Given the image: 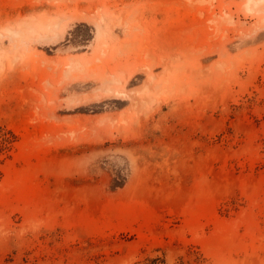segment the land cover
I'll list each match as a JSON object with an SVG mask.
<instances>
[{
  "label": "rangeland",
  "instance_id": "rangeland-1",
  "mask_svg": "<svg viewBox=\"0 0 264 264\" xmlns=\"http://www.w3.org/2000/svg\"><path fill=\"white\" fill-rule=\"evenodd\" d=\"M0 264H264V0H0Z\"/></svg>",
  "mask_w": 264,
  "mask_h": 264
},
{
  "label": "bare ground",
  "instance_id": "bare-ground-1",
  "mask_svg": "<svg viewBox=\"0 0 264 264\" xmlns=\"http://www.w3.org/2000/svg\"><path fill=\"white\" fill-rule=\"evenodd\" d=\"M254 6V5H253ZM252 8H254V7H252Z\"/></svg>",
  "mask_w": 264,
  "mask_h": 264
}]
</instances>
